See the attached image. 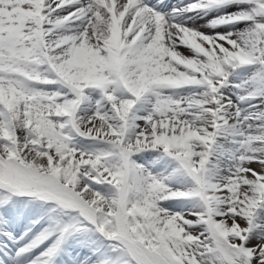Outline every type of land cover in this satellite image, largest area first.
I'll list each match as a JSON object with an SVG mask.
<instances>
[{
	"label": "snow or ice",
	"instance_id": "1",
	"mask_svg": "<svg viewBox=\"0 0 264 264\" xmlns=\"http://www.w3.org/2000/svg\"><path fill=\"white\" fill-rule=\"evenodd\" d=\"M0 264H264V0H0Z\"/></svg>",
	"mask_w": 264,
	"mask_h": 264
}]
</instances>
